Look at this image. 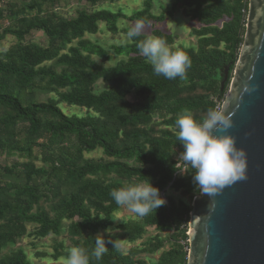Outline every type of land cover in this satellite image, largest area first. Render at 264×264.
Masks as SVG:
<instances>
[{
  "label": "trees",
  "instance_id": "16d2710c",
  "mask_svg": "<svg viewBox=\"0 0 264 264\" xmlns=\"http://www.w3.org/2000/svg\"><path fill=\"white\" fill-rule=\"evenodd\" d=\"M57 1L0 4V43L7 36L18 41L0 53V155L25 160L12 167L0 166V264H31L21 249L3 254L27 236L28 225H34L36 237L45 238L60 235L64 221H70L67 233L74 246L90 252L95 236L112 226V215L121 208L110 192L130 183L151 180L161 196L172 189L189 196L192 204L199 189L193 183L195 170L174 159L184 151L175 122L184 109L203 120L210 109L222 105L244 42L249 8V0H174L173 9L157 17L151 14V0H146L144 9L131 16L103 9L80 11L67 19L44 11L46 4ZM178 8L200 25L194 30L196 47L179 48L191 59L185 78L157 76L139 54L137 44L146 39L143 36L113 47L116 55L127 57L114 66L105 67L92 59L93 53L105 52L85 37L96 34L100 24L116 35L120 20L162 23ZM5 19L12 23L3 26ZM34 32L46 37V46L27 42ZM161 35L171 44V35ZM227 65L229 80L221 91ZM99 81L104 87L95 93ZM47 94L58 99L41 100ZM130 96L134 103L127 100ZM63 103L92 114L68 116L59 106ZM157 114L162 123L153 120ZM97 150L108 160L85 158ZM39 156L45 167L33 164ZM169 200L168 205L120 229L130 242L140 239L150 227L174 230L168 237L173 247L157 264H186L188 244L186 249L181 242L188 237L187 228L182 227L189 223L191 207L184 201ZM42 201L56 202L53 216L42 209L34 212ZM155 240L127 255L109 243V251L91 264H150L135 258L162 249L164 240Z\"/></svg>",
  "mask_w": 264,
  "mask_h": 264
},
{
  "label": "water",
  "instance_id": "95a60500",
  "mask_svg": "<svg viewBox=\"0 0 264 264\" xmlns=\"http://www.w3.org/2000/svg\"><path fill=\"white\" fill-rule=\"evenodd\" d=\"M224 69L221 91L229 80ZM227 133L246 153L245 178L219 193L196 196L186 264H264V0H249L244 42L221 110Z\"/></svg>",
  "mask_w": 264,
  "mask_h": 264
},
{
  "label": "rangeland",
  "instance_id": "374dc122",
  "mask_svg": "<svg viewBox=\"0 0 264 264\" xmlns=\"http://www.w3.org/2000/svg\"><path fill=\"white\" fill-rule=\"evenodd\" d=\"M9 0H0V4L4 5ZM21 4L22 0H14ZM146 0H104L97 4L91 3L89 0H60L55 2L54 4H46L44 6V11H54L59 16H62L67 19H73L77 16V13L80 11L92 12L95 10H110L112 12L121 11L124 14L131 16L134 12L141 11L144 9V3ZM152 10L151 14L154 16H160L164 10L171 11L174 7V0H151ZM26 15L29 16L30 13L26 12ZM33 16H36V11L32 13ZM22 15H20L21 17ZM15 23V21H13ZM136 22V21H135ZM135 22H128L126 20H120L117 23L118 32L116 35L108 32L106 26L104 24H100L99 31L94 35H87L85 40L88 41L92 46L102 49L105 53L99 54L93 53L92 59H94L98 64L109 67L114 66L118 62L123 59H127L126 55H116L113 47L125 45L126 43H131L126 38V33L129 28L135 24ZM12 22L8 19L2 21L3 26H9ZM145 30L140 35L143 37H147L148 35L158 36L162 38L161 33L171 35L172 41H166L168 45H170L174 49L179 48H190L196 47L197 38L194 36V30L200 28V25L196 20H193L184 15V12L178 8L177 12L173 17H169L166 15V20L162 23L159 22H148L145 23ZM218 25L222 26V23ZM27 42L37 43L41 46L47 45V39L41 32H34L28 38ZM18 44L16 38L12 36H7L5 40L0 43V53L5 52L10 49L12 46ZM76 43L73 44L75 46ZM223 49L224 46H221ZM110 61V62H109ZM109 62V63H108ZM232 79V77H231ZM230 79V82H231ZM230 86V84H229ZM103 83L99 81L95 85V93H99L103 90ZM229 89V87H228ZM227 93V92H226ZM225 97V96H224ZM48 98L58 99L54 94H47L41 97V100H47ZM129 103H134V97L130 96L127 98ZM224 101V99H223ZM223 101L220 103L222 104ZM62 111L68 115H77L79 117H85L88 114H92L88 112L84 108H79L76 106H69L67 104L59 105ZM153 120L156 123H162V116L157 114L153 117ZM162 128H164L162 126ZM180 153H176L174 155V159L179 161ZM87 160L92 161H103L108 160L101 150L94 151L92 153H88L85 155ZM25 160H22L18 156H8L5 154L0 155V166H8L12 167L16 163H23ZM33 164L36 168L45 167V165L41 162V156L37 157L33 160ZM187 167H185L186 169ZM187 171V170H184ZM1 179V177H0ZM8 181H11L8 179ZM40 181V180H39ZM200 194V193H199ZM197 194L196 196H198ZM195 196V197H196ZM162 198L166 200V205L169 204L170 199H172L175 203H179L180 201H184L188 204L191 209V199L189 196H185L181 192H177L175 190L167 189L164 193H162ZM56 202L50 201H42L39 207L34 208V212L37 210H44L48 212L51 216L54 215L53 208ZM190 217V216H189ZM140 217L135 214L129 212L126 208L121 207L118 211L113 213L112 215V226L111 229H117L116 232L112 233L110 238L114 239L115 242L119 245L118 250L123 254L127 255L131 253L133 250H143L150 246V244H154L156 242L155 239L164 240V246L159 251L150 253V252H142L136 256V260L147 261L150 264H157L165 251H169L173 246L172 243L169 242L168 237L174 234V230H158L155 227H150L147 229L146 233L137 241L130 242L127 240L125 236L122 235L121 226L132 222L138 221ZM70 224V221H64V227L62 229V233L60 235H49L45 238H38L34 235L35 227L34 225H28L27 227V236L24 237L21 241H19L16 245L6 249L3 251V254H8L10 251H15L21 249L26 254L28 260L31 264H65V258L68 255V250L71 247H74L73 238H71L67 233V226ZM184 225L182 229L187 228V237H188V226ZM100 234H105L107 238V234L104 231H101ZM187 241L181 242L186 249Z\"/></svg>",
  "mask_w": 264,
  "mask_h": 264
},
{
  "label": "clouds",
  "instance_id": "9594fccd",
  "mask_svg": "<svg viewBox=\"0 0 264 264\" xmlns=\"http://www.w3.org/2000/svg\"><path fill=\"white\" fill-rule=\"evenodd\" d=\"M144 30V22L136 21L126 33L127 40L131 42ZM137 47L139 54L151 64L157 76L173 80L177 77L183 79L191 66V59L183 50H173L161 37L148 35ZM175 127L178 129L177 139L184 146L179 160L195 170L193 183L201 195H215L226 186L245 178L247 158L244 150L236 147V139L232 135L215 134L217 130L227 133L233 127L230 115L210 109L203 120H198L190 109H184L178 115ZM110 196L118 206L138 217H144L153 210L157 211L166 203L160 189L151 180L113 189ZM116 231L117 229H105L107 238L105 234L98 233L95 236V247L90 252L80 246L71 247L65 264H91L92 259L100 261L109 251L107 244H113V248L119 247L110 238Z\"/></svg>",
  "mask_w": 264,
  "mask_h": 264
},
{
  "label": "built area",
  "instance_id": "2783aa9c",
  "mask_svg": "<svg viewBox=\"0 0 264 264\" xmlns=\"http://www.w3.org/2000/svg\"><path fill=\"white\" fill-rule=\"evenodd\" d=\"M216 110H217V111H220V110H221V106H218V107L216 108Z\"/></svg>",
  "mask_w": 264,
  "mask_h": 264
}]
</instances>
